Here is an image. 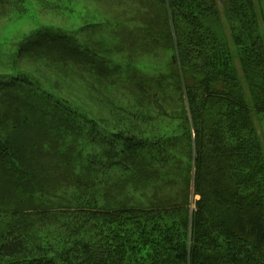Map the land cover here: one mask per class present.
Segmentation results:
<instances>
[{"label": "trees", "instance_id": "trees-1", "mask_svg": "<svg viewBox=\"0 0 264 264\" xmlns=\"http://www.w3.org/2000/svg\"><path fill=\"white\" fill-rule=\"evenodd\" d=\"M147 1L164 14L180 131L156 141L103 134L91 140L105 145L103 161H83L78 144L92 124L27 77H0V264H264V158L252 117L264 115V47L253 0ZM218 3L237 64L217 32ZM49 34L30 35L18 52L74 56ZM137 89L149 96L144 81ZM154 92L151 105L170 104ZM119 169L131 175L106 176ZM133 180L154 192L111 206Z\"/></svg>", "mask_w": 264, "mask_h": 264}, {"label": "rangeland", "instance_id": "rangeland-1", "mask_svg": "<svg viewBox=\"0 0 264 264\" xmlns=\"http://www.w3.org/2000/svg\"><path fill=\"white\" fill-rule=\"evenodd\" d=\"M0 2V77H27L35 89L65 103L92 124L78 144V148L84 146L81 153L83 161H103L100 155L105 145L91 144V140L98 141L103 134H124L156 141L170 138L180 131L181 121L177 119L180 118V108L173 107L170 102L173 82L168 64L172 50L164 14L156 4L147 0ZM253 3L256 13L253 34L264 47V0H253ZM217 12V32L229 43L237 64L236 47L230 41L224 8L219 3ZM41 31H49L50 36H64L74 56L53 54L46 48L23 55L18 52L26 38ZM141 81H144L148 97L137 89ZM155 86L165 93L170 104L159 107L149 103ZM252 117L264 158V115L253 113ZM129 173L131 175L130 169L125 172L119 169L108 172L106 176L122 180L121 177ZM72 190L63 191L67 193L64 199H69ZM103 190L93 189L91 192L100 195ZM154 190L150 184L129 181L119 189V196L111 202L108 200V203L119 206L127 196L142 203L144 195L150 196ZM50 191L49 194H54ZM99 203L106 205L102 200ZM0 207L6 209L3 203ZM7 221L2 219L0 223Z\"/></svg>", "mask_w": 264, "mask_h": 264}]
</instances>
